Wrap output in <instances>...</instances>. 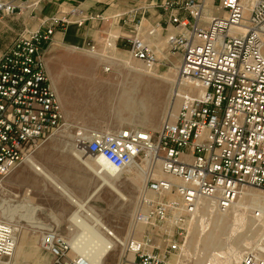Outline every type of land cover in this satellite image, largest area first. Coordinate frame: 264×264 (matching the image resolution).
<instances>
[{"label":"built area","instance_id":"1","mask_svg":"<svg viewBox=\"0 0 264 264\" xmlns=\"http://www.w3.org/2000/svg\"><path fill=\"white\" fill-rule=\"evenodd\" d=\"M41 1L0 0V23L35 10ZM155 8L160 11L155 23L144 9L116 18L126 33L121 40L129 57L145 68L177 56L175 114L154 133L79 129L73 137L77 152L120 173L139 170L145 183L133 222L148 226L194 218L199 199L226 210L245 188L264 190V0H160ZM86 20L76 8L44 19L36 29L24 20L22 32L1 55L0 182L68 127L43 53L56 30L71 23L80 27ZM88 47L96 54L94 45ZM2 203L0 209L8 210ZM38 230L40 248L51 264H105L106 256L96 262L77 253L73 239L52 226ZM150 243L149 236L128 238L119 264H175L179 245L168 243L159 251ZM16 244L17 228L0 220V263L12 258ZM257 245L242 254L239 264H264V233Z\"/></svg>","mask_w":264,"mask_h":264},{"label":"rangeland","instance_id":"2","mask_svg":"<svg viewBox=\"0 0 264 264\" xmlns=\"http://www.w3.org/2000/svg\"><path fill=\"white\" fill-rule=\"evenodd\" d=\"M119 27V21L112 23L109 19L99 22L93 29L95 38L92 40L87 37L77 46L79 49L62 42H52L45 47V68L49 79L52 78L55 82V91L79 104L73 103L62 109L68 120L65 119L68 127L34 151L31 154L32 160L34 159L37 168L49 173L56 183L82 201L85 213L94 216L100 225L109 228L123 243L130 236L136 239L149 236L151 246L159 251L164 250L168 243L179 245L180 250L173 258L176 260L175 264H234V254L239 251H243V254L248 248H256L262 236L253 235L256 230L254 228L258 227L253 215L260 212L250 200L251 195L263 193V189L245 188L242 196L235 202L240 203V207L230 212L228 210L215 220L205 215L208 226L202 223L199 210L194 218L185 216L178 224L173 219L154 226L135 224L133 218L144 186V182L137 177L139 170L127 169L118 176L114 184L124 196L121 198L108 187H102L98 176L88 168H96L93 158L74 148L73 137L79 129L110 132L137 128L154 133L160 128L167 112L174 114L177 110L178 99L173 95L175 86L172 84V81H176L177 56L169 55L170 61L167 64L147 68L150 74L142 73L145 67L129 57L121 40L126 34ZM116 37L120 38L117 40ZM88 44L94 45L96 56L97 53H106L114 48L113 54L121 57L123 62L118 65L108 64L88 56L92 55ZM162 56L163 54H158L159 59ZM105 67H110V70L104 72ZM171 69H174L173 74L170 73ZM134 72H139V79L133 77ZM125 91L129 93L132 109L116 111L119 96ZM102 102L108 104L109 110L95 114V108ZM74 154L80 155L82 160L76 159ZM88 198L90 199L87 200ZM2 202L8 206H18L17 211L10 207L8 211L0 209V220L14 222L15 228H18L15 252L11 259L2 261L4 263L51 264V257L39 245V230L36 229L42 225L52 226L61 235L82 242L86 241L82 236L90 234L92 228V223L89 222L91 220L88 219L89 221H84L83 227H75L69 231V218L77 207L70 204L51 182L44 181L35 168L24 162L0 182V204ZM30 206L40 210L32 212ZM25 241L33 245L36 258L25 255L17 263L16 258L22 256ZM123 253L124 247L117 245L103 262L119 264ZM214 256L216 259L212 261Z\"/></svg>","mask_w":264,"mask_h":264},{"label":"bare ground","instance_id":"3","mask_svg":"<svg viewBox=\"0 0 264 264\" xmlns=\"http://www.w3.org/2000/svg\"><path fill=\"white\" fill-rule=\"evenodd\" d=\"M107 20L108 19L105 18V21H107ZM76 49H79V48H76ZM88 56L94 57V58H96V59H98V60H100L102 62L108 63V64L118 65L119 63L123 62L122 59H119V58L116 59V58L110 57V55L107 54V52L106 53H97V56L94 55V54H92V55H89L88 54ZM43 62H45L44 61V58H43ZM44 65H45V63H44ZM173 70L174 69H171V72L170 73H172ZM142 73L150 74L149 69H147V68H145V70ZM133 74L135 75V76L133 75L134 78H137V79L140 78L139 72L138 73L137 72H134ZM50 82H51V85H52V87L54 89L55 82L53 81L52 78L50 79ZM173 83H174V86H176L175 80L172 81V84ZM54 91H55V89H54ZM55 93H56V95H58L57 98L59 100L61 110L62 109H65L67 106H70L73 103L79 104V102L73 100L70 97L65 98V97H62L60 94H57L56 91H55ZM132 106L133 105H132V102H130L129 93L127 91L122 92L120 94V96H119V99H118V103H117V106H116V111H117V109H118V111L120 110V112L121 111H125L127 109L131 110L132 109ZM109 108L110 107H108V104L106 102H102V103H100L95 108V114H97V113H105V112H107L109 110ZM174 114H172V113H170V111H168L167 112V115L164 118V120L168 119L169 117L173 116ZM65 119L67 120L66 117H65ZM74 157L76 159H78V160H82V157L80 155H78V154H74ZM33 160H32L31 155H28L26 157V159L24 160V163L26 165L30 166V167L35 168V170L39 172L41 178L44 181L51 182L54 185V188L66 200H68L70 204H74L77 207V209L74 211V213L69 218V221L71 223H73V225L75 227H83L84 224H85L84 223L85 219H90V220L93 221V223L95 225V228H93V230H90V234H87L86 233V234H84V237L82 236V238H85L86 241L82 242V241H79L78 239L71 240V245L77 251V253H79V254H81V255L89 258L91 261L98 262L99 260H101L102 258H104L109 253L110 250L107 249L108 247H111V249H112V248L116 247L117 245L124 246V243L125 242L123 243L122 240L118 239L109 228H107L104 225L102 226V224L100 225L99 222L96 221V219L94 218V216L91 217L90 215H88L87 213H85L83 211L84 210V205H83V202L82 201H80L78 198H76L74 195L70 194L66 189H64L58 183H56L53 180L52 176L49 173H47L46 171L41 170L40 168H37L36 167V164L33 162ZM92 160H93L94 165L96 166V168H94V167H88V168H90L91 171H93V173L95 174V176H98L97 178H99L100 183H101V186L102 187H108L110 190H112L114 193H116L119 197L123 198L124 196L121 194V192L117 189V187L114 184L116 182L118 176L120 175V172H118V171L110 168L102 160H96V159H92ZM85 166H86V164H85ZM129 170H131V169H129ZM156 175L158 177L161 176V174H160L159 171L156 172ZM137 177L140 178L145 183V179H144V177H143V175L141 173H139L137 175ZM142 190L143 189H141V191ZM141 191H140V194H141ZM92 196H94V195H92ZM241 196H242V194H241ZM239 197L240 196H238L237 199H239ZM251 197H252V199L250 200L251 201V204L253 206H255V207H258V211L260 212L258 215H253L254 216V219L258 223V227L257 228L256 227L254 228V230L255 229L256 230L253 231V235L260 236L264 232V230L263 231L261 230V228L264 227V192L263 193H259V194L256 193V195L253 194V195H251ZM89 199L90 198H88L87 200H89ZM237 199H236V201H237ZM235 202L233 203V205L231 206V208L226 209V210L225 209L224 210H221V209L216 208L215 205H214V203L212 201L206 200V199H199L198 203H196V207H195L196 213L195 214H197V212L199 210V213H201V215H202V218H201L202 219V223L204 225L208 226L209 223L205 221V215H209V217L211 216L212 219H214V220H215V218L218 219L217 217H221L228 210L230 212V211H233L234 209L240 207V203H236L235 204ZM2 204H4L7 208L10 207L12 209H14V208L15 209H18V206H14V205L8 206V204L7 203H4V202ZM15 205H17V204H15ZM29 208H30V210L32 212H37V211L40 210V208H37V207L31 208V206H30ZM15 211H17V210H15ZM88 211H91V210H88ZM21 213H23V212H21ZM238 217H240V216H238ZM5 220H7V219H5ZM7 222H10V221L7 220ZM12 223H14V222H12ZM217 223H218V221H217ZM44 226L45 225H42V226H40L38 228L40 229V228H43ZM38 228L36 230H38ZM109 233H110V237H112V238L108 237ZM81 235H83V232L81 233ZM130 237H132V236H130ZM130 237H128V238H130ZM25 242L26 243H23L22 248H26L29 244H31L30 242H28V243H27V241H25ZM86 242H88V243L87 244H84ZM16 246H17V244H16ZM247 247H248V243L245 244V249H247ZM257 247L259 248L260 251H263L262 250V247H260L259 245H257ZM21 252L23 253V249L21 250ZM242 252L239 251L236 254H234L235 255V257L233 256L235 258V263L234 264H238L239 258H241V256H242L241 255ZM215 256H217V255H215ZM215 256L212 257V258H214L212 261H214L216 259ZM0 264H9V263L1 262Z\"/></svg>","mask_w":264,"mask_h":264},{"label":"crops","instance_id":"4","mask_svg":"<svg viewBox=\"0 0 264 264\" xmlns=\"http://www.w3.org/2000/svg\"><path fill=\"white\" fill-rule=\"evenodd\" d=\"M159 2L160 0H43L35 10H32V8L24 10L21 14L5 19L0 23V57L6 48L13 42L16 35L22 32L24 20H28L29 29H36L40 23L48 17L53 15L63 16L71 9H78L88 20L80 27L71 23L63 30H56L52 41L54 43L62 42L69 44L72 45V48L76 49L79 48L77 46L87 37L92 40L95 38L93 29L96 28L99 22L105 21V18L108 20L110 19L113 23L114 21H119L116 18L119 15H126L134 9H144L146 10L145 17H147L148 21L152 23L159 21L160 11L155 8ZM141 11L142 10H140L139 13ZM95 16H99L101 19L98 17L96 19L93 18ZM79 18H81V16ZM89 18L93 19L89 20ZM75 20H78V18H75ZM169 32L173 33L174 30L171 28ZM114 50V48L108 50L107 54L112 58L121 59V57H117L113 54ZM22 249V256L15 257L17 263L22 257L24 258L25 255H33V257L36 258L33 245H28L26 248Z\"/></svg>","mask_w":264,"mask_h":264}]
</instances>
